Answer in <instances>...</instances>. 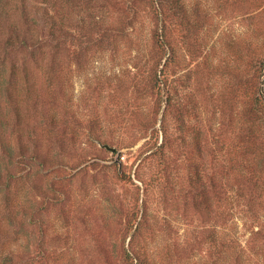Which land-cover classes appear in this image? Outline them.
<instances>
[{
    "label": "rangeland",
    "instance_id": "obj_1",
    "mask_svg": "<svg viewBox=\"0 0 264 264\" xmlns=\"http://www.w3.org/2000/svg\"><path fill=\"white\" fill-rule=\"evenodd\" d=\"M3 5L0 264H264V0Z\"/></svg>",
    "mask_w": 264,
    "mask_h": 264
},
{
    "label": "trees",
    "instance_id": "obj_2",
    "mask_svg": "<svg viewBox=\"0 0 264 264\" xmlns=\"http://www.w3.org/2000/svg\"><path fill=\"white\" fill-rule=\"evenodd\" d=\"M27 1L29 3V6H31L30 5V0H27ZM8 10L9 9H7V6L6 5L0 6V19H2L4 16H8V15L12 14L10 12V10L9 11ZM24 13H27L26 10H24ZM16 35L18 36V43H19V45L18 46H15L17 44L16 41L10 42V39H9L8 45L10 46L11 49H16V47L17 48H20L21 46L27 45V42L28 41H27V36L25 34H23L22 36L20 34L19 35L16 34ZM39 46L40 45H38L37 43H32V46L31 47H33V49H37V48H39ZM0 61L3 62V64H5V59H3V58L0 57ZM7 85H8V83H7ZM8 148H9V151H10L9 154L11 155V157H13L12 156L13 155V149L11 148V146H8ZM159 148H161V146H159ZM32 159L35 160L34 157ZM0 176H1V171H0ZM7 178L8 179H7V182L5 184H1L0 183V188L6 187L7 185L10 184V181L12 179V176L10 177V175H9ZM0 179H1V177H0ZM137 260H138V263L137 264H143L142 261H140V259L137 258ZM24 263H25L24 260L21 259V260H19V261L16 262L10 256H5L4 259H3V262H2V264H24Z\"/></svg>",
    "mask_w": 264,
    "mask_h": 264
},
{
    "label": "water",
    "instance_id": "obj_3",
    "mask_svg": "<svg viewBox=\"0 0 264 264\" xmlns=\"http://www.w3.org/2000/svg\"><path fill=\"white\" fill-rule=\"evenodd\" d=\"M102 146H104L105 148H107V149H109V150H111V151H113V152H115V150H116L115 147H112V146H110L109 144H103Z\"/></svg>",
    "mask_w": 264,
    "mask_h": 264
}]
</instances>
